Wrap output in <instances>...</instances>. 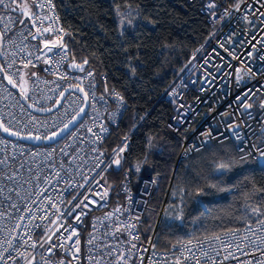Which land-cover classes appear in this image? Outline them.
I'll use <instances>...</instances> for the list:
<instances>
[{
  "label": "built area",
  "instance_id": "1",
  "mask_svg": "<svg viewBox=\"0 0 264 264\" xmlns=\"http://www.w3.org/2000/svg\"><path fill=\"white\" fill-rule=\"evenodd\" d=\"M187 1L200 3L210 34L205 46L195 51L180 70L165 96L166 101L174 104L175 111L167 127L181 138L176 165L192 156L196 149L227 140L234 143L237 152L239 148L251 152L249 158L258 163L259 152L253 145L264 149V0ZM5 2L11 5L0 6L1 62L5 75L17 85L24 77L28 84L27 99L40 109L52 107L65 89L78 86L88 96L89 111L62 140L46 145L44 137L68 124L82 107V99L70 93L56 111L37 115L21 102L0 75V120L20 135L41 137V144L33 146L8 139L0 131V254L5 258L0 264H26L25 257L18 255L17 250L30 253L28 259L34 256L32 264H258L264 261V224L260 221L159 249L158 222L163 206L155 228L144 238L141 226L157 183L145 178L137 181L131 170L123 171L118 186L121 199L112 205L110 186L104 182L106 173L116 168L114 164L108 166L114 152L108 156L104 142L110 128L117 126L126 112L123 95L112 90L108 98L98 99L94 94L97 76L93 69H70L68 50L61 59L64 52L54 55L60 49L53 48L52 52L44 49L41 41L61 35L65 41L68 35L64 33H69L58 0H51V4L48 0L34 3L27 0L35 14L32 17L35 25L16 9L12 0ZM209 4L216 7L210 8ZM37 28L42 35L37 34ZM45 28L51 31H44ZM61 28L64 33L58 31ZM249 68L255 76L246 74ZM238 76H243L239 84ZM99 80L105 83L107 76L101 74ZM246 89L255 93H249L251 99L246 101L253 105L247 110L252 113L251 118L236 100L237 96L243 98ZM115 93L123 97L122 105ZM113 114L114 120L110 119ZM101 125L108 129L106 133L100 131ZM208 132L211 138L201 135ZM93 133L104 139L97 140ZM73 230L77 235H72ZM48 236L52 237L51 241L41 247L40 242ZM217 236L219 240L215 239ZM34 241L37 246L32 248ZM52 244L57 247L49 252Z\"/></svg>",
  "mask_w": 264,
  "mask_h": 264
},
{
  "label": "trees",
  "instance_id": "2",
  "mask_svg": "<svg viewBox=\"0 0 264 264\" xmlns=\"http://www.w3.org/2000/svg\"><path fill=\"white\" fill-rule=\"evenodd\" d=\"M62 19L71 33L67 44L70 69L73 63L83 69L95 71V96L102 100L112 90L121 93L127 109L119 124L110 128L104 142L107 155H111L129 137V148L123 153L122 167L113 168L105 175L114 200L119 199L118 186L123 171L141 164L139 175L157 181L158 190L151 202L152 210L146 213L142 233L147 237L156 221L158 211L166 199L173 204L164 213L158 228L159 249H167L179 241L191 240L225 232L264 220V215L253 214L251 207L261 206L262 194L251 195L252 183L264 187V167L249 158L242 169L230 175V183H238L236 191L216 192L202 197L201 203L189 202L182 221L171 219L181 204L182 189L205 183L213 154L225 151L238 155L232 141L213 143L195 152L176 165L181 141L167 124L173 115V104L164 98L167 88L177 77L192 54L205 46L210 34L207 17L200 11L199 2L187 0H58ZM120 12L132 10V25L120 33ZM139 5V8L137 7ZM135 68V74L131 69ZM77 70V68H73ZM105 74L107 81L100 82ZM180 137V136H179ZM152 138L154 147H148ZM200 173V175H197ZM245 177H248L246 180ZM175 193V195H174ZM251 206V207H249ZM203 214V215H201ZM199 217V219H197Z\"/></svg>",
  "mask_w": 264,
  "mask_h": 264
},
{
  "label": "snow or ice",
  "instance_id": "3",
  "mask_svg": "<svg viewBox=\"0 0 264 264\" xmlns=\"http://www.w3.org/2000/svg\"><path fill=\"white\" fill-rule=\"evenodd\" d=\"M32 2L34 3L35 0H32ZM49 4H51V0H48ZM126 5L128 8H131V4H127V0H125ZM12 3L16 4V9H19L22 14L27 17L28 19L32 20V17L35 15L34 13H32L31 9L29 8L28 2L27 0H23L22 3H18L17 0H12ZM0 6H3L4 8H9L11 7L10 4H6L5 0H0ZM137 7L139 8V5H137ZM210 8H214L216 7L215 4H209ZM16 9H12V10H16ZM120 6L117 5L116 6V11H117V15L121 16V26L124 25V14L120 12ZM129 16L132 15L131 12L128 13ZM21 24L24 23L23 20L19 21ZM33 25H35V20H32ZM128 24H131L132 21L129 19L127 20ZM44 31H51L50 28H45ZM61 33H64V29H59L58 30ZM37 34L42 35L41 31L39 28H37ZM65 35H68L71 37V33H64ZM3 38V33H0V39ZM33 38L35 39L36 37L33 36ZM41 43H43L44 45V49H47V52H52L53 48H58L60 49V51L54 53V55L56 56H60L61 51L64 52V56H61V59H64L65 56L67 55V44L64 43V36H58L56 39L54 40H43L41 41ZM23 50V49H21ZM31 54V53H30ZM45 55H47V53H45ZM37 59H40V57L38 56ZM48 60H45V63H48ZM30 63V62H29ZM88 63V61L85 59L83 61V63L81 64H77V63H73L71 66L74 68H79L81 71L83 70V64ZM25 67L28 66V64L26 63L24 65ZM132 73L135 74V68L131 69ZM239 71V69L237 70ZM246 74H251V76H255L256 73H254L252 71L251 68L248 69V73ZM34 75V74H33ZM91 75V73H90ZM9 83L13 85V87H17L19 86L21 88V94L27 98V93H28V89L25 87V85L27 84V80L24 79V77H21V83L20 85H17L15 81H13L11 79V77L8 78ZM243 80V76H238L237 77V83L239 84L240 81ZM82 91V89H81ZM249 93H251L252 95H255L254 92H252L251 89H246V91L243 93V98L241 96H237L236 100L240 101L242 108L244 109V114L248 115L250 118L252 116L251 112H248L247 110L252 108L253 105L250 103H247L246 101L248 99H251V96L249 95ZM86 95V94H85ZM116 98L121 102V105L123 104V97L119 94V93H115ZM84 111L83 108L80 109V112L82 113ZM80 113H77V115H79ZM115 118V114H113L112 117H110V119L114 120ZM73 120H70L68 122V124H65L64 127L62 129H60V132H53L51 134V136H46L44 137V139H56L60 133L67 131L69 124L73 123ZM171 127V126H170ZM238 127V125H233V128ZM0 129H2L4 132L9 133L10 135H19V133L12 131L11 129H9L8 127L4 126L3 122L0 121ZM89 131H91V129H89ZM100 131L103 133H106L108 131V129L104 126L101 125L100 126ZM94 136H96L97 140H103L104 137L101 135H98L97 133H93ZM201 135H207L208 137L211 138V132L208 133H202ZM234 135L237 136V138H239V134L234 132ZM29 138H33V139H41L40 136H36V137H29ZM124 142L118 146L117 149H114V158L111 162L110 165H108L109 167H111L112 164H114L116 166V168H121L122 164L121 161L124 159L123 153H125L128 148H129V144H128V136H125L124 138ZM225 139H227V137H225ZM222 143V141H221ZM148 147H154V145L152 144V138H149L148 141ZM253 148H255V150L257 152H259V162L261 167H264V149H259L256 148L255 145H253ZM197 151H199V149H196ZM238 155H234L231 154L228 151H225L224 155L222 156H218L215 153L213 154L214 159L211 161L210 164V168L208 170L207 175L204 176L205 179V183L203 184H194L189 186L187 189H182V191L186 192V195L181 196V204L183 205V207H179L178 211H176L174 216H171V219L174 220H179L182 221L184 219V214H185V210L189 204V202H195V203H201V199L202 197H206V196H211L214 195L216 192H230L232 191L234 188L239 187L238 183H230V181L233 179V177L230 175L231 173L234 172V170L236 169H242L244 165L249 163V157L252 156L251 152H245L243 148H239L238 149ZM253 159H257V157H253ZM140 163H137L136 165V171L140 170ZM197 175H200V173H197ZM245 179L247 180L248 177H245ZM252 189L253 192L250 193H244L245 197L250 199L251 195H256V194H262L264 193V187H257L255 185V183H252ZM107 193H105L106 195ZM175 195V193H174ZM87 199V198H85ZM262 202H264V196L261 197ZM85 207H87V205H84ZM262 206H264V204H262ZM76 207H79V205H76ZM173 207H176L175 205ZM251 207V206H249ZM72 210H69V214H71ZM251 211L253 214H261L264 215V213L261 212V206H257V207H251ZM203 215V214H201ZM77 220H79V215L76 217ZM197 219H199V217H197ZM260 223L264 224V220H261ZM72 235H77V233L75 232V230H73ZM71 237H69L70 239ZM52 237L48 236L47 239L45 241L40 242V246L43 247L44 243H47L49 241H51ZM215 239L219 240L220 237L217 236L215 237ZM25 244H28V241L25 240L24 241ZM76 243L78 244L79 241L77 240ZM8 245L9 247H12V243L11 241H8ZM32 248H35L37 246V242H33L30 245ZM229 245H226L225 247H228ZM57 247V245L52 244L49 248L48 251L52 252V249ZM60 247H63V245H60ZM133 247H135L133 245ZM5 251H7V249H5ZM77 251H79V249H77ZM17 254L20 256L25 257L26 259V264H32V261L35 259L34 256L31 257V259H28L29 256H31L30 253L27 252H19L17 250ZM206 255V253H205ZM229 255H231V253H229ZM4 256L2 254H0V260H4ZM8 259H12L11 256L8 257ZM224 259H228V256H225ZM6 264V262H5ZM249 264H251V262H249ZM258 264H264V261H259Z\"/></svg>",
  "mask_w": 264,
  "mask_h": 264
},
{
  "label": "water",
  "instance_id": "4",
  "mask_svg": "<svg viewBox=\"0 0 264 264\" xmlns=\"http://www.w3.org/2000/svg\"><path fill=\"white\" fill-rule=\"evenodd\" d=\"M1 33V32H0ZM2 43H3V38L0 39V75H2V78L4 80V82L17 94V96L19 97V99L21 100V102L33 113L37 114V115H48L50 113H53L54 111H56L63 103V101L65 100V98L70 94V93H76L77 95L80 96V98L83 101V105L81 108L84 109V111L81 113L80 110L78 111V113H80L79 115H75L74 116V122L69 124L68 130L64 131L62 133H60V135L56 138V139H46L45 144L46 145H52L56 142H59L60 140H62L66 135H68L74 128H76L84 119V117L86 116V113L88 111L89 108V99L87 94L84 92V90L78 86H72L69 87L67 89H65L59 96L58 100L56 101V103L48 108V109H40L37 108L36 106H34L33 104H31L27 98H25L22 94H21V89L19 88V86L17 87H13L12 84L9 83L8 77L5 75V72L3 71L2 68ZM82 89V91H81ZM86 94V95H85ZM72 119V120H73ZM1 121V120H0ZM2 135H4L5 137H7L8 139L11 140H15V141H20L22 143L28 144V145H33V146H39L41 144V139H33V138H29V137H34V136H23V135H10L9 133L4 132L2 129H0ZM60 132V130L58 131ZM258 165L261 167L260 162H258Z\"/></svg>",
  "mask_w": 264,
  "mask_h": 264
},
{
  "label": "bare ground",
  "instance_id": "5",
  "mask_svg": "<svg viewBox=\"0 0 264 264\" xmlns=\"http://www.w3.org/2000/svg\"><path fill=\"white\" fill-rule=\"evenodd\" d=\"M168 89V88H167ZM165 99V98H164ZM171 102V101H170ZM172 103V102H171ZM173 104V103H172ZM173 114H175V111H174V104H173ZM81 109V108H80ZM88 111H89V108H88ZM88 111H87V113H88ZM86 113V114H87ZM170 132L172 133V131L170 130ZM173 134V133H172ZM174 135V134H173ZM175 136V135H174ZM176 137H178L179 139H180V141H181V138L179 137V136H176ZM228 141V140H227ZM230 141V140H229ZM214 143H217V142H214ZM221 143V142H220ZM233 143V142H232ZM213 144V143H212ZM234 144V143H233ZM211 145V144H210ZM234 148H235V145H234ZM181 149V148H180ZM235 150H236V148H235ZM180 152V151H179ZM236 152H237V150H236ZM238 153V152H237ZM179 155V154H178ZM133 177H134V179L135 180H137V181H139V180H142V179H144L145 177H142L141 175H139V173H135V172H133ZM145 179H148V178H145ZM152 180V179H151ZM155 181V180H154ZM156 183H157V181H155ZM157 185H158V183H157ZM157 190H158V188H157ZM118 194H119V199H116V200H114V198L112 197V199H111V204L112 205H114V204H116L120 199H121V194H120V192H119V190H118ZM155 196V195H154ZM153 196V197H154ZM153 199V198H152ZM152 202V201H151ZM163 206L165 207L164 208V211H163V213H162V216H161V220L158 222V218H159V215H160V211H161V209L163 208ZM166 209H167V203H166V199L164 200V202L162 203V205H161V207H160V209H159V211H158V216H157V218H156V221H155V223H154V225H153V227H152V230L150 231V233L149 234H151V232L153 231V229L155 228V226H156V224H157V222H158V226L160 225V223H161V221H162V219H163V216H164V213H165V211H166ZM152 210V208H151V204H150V209L147 211V212H149V211H151ZM146 212V213H147ZM145 216H146V214H145ZM145 216H144V219H143V223H144V220H145ZM143 223H142V226H143ZM142 226H141V232H142ZM159 228V227H158ZM142 235H143V233H142ZM144 237V236H143ZM144 238H146V237H144ZM172 246V245H171Z\"/></svg>",
  "mask_w": 264,
  "mask_h": 264
},
{
  "label": "rangeland",
  "instance_id": "6",
  "mask_svg": "<svg viewBox=\"0 0 264 264\" xmlns=\"http://www.w3.org/2000/svg\"><path fill=\"white\" fill-rule=\"evenodd\" d=\"M129 12L132 13L131 16L128 15ZM123 14H124V20H125L123 26H121V23H120L122 17L120 16V18H119V19H120V21H119V25H120V31H121L120 33H123L124 28H126L127 26L132 25V23H131V24H128V23H127V20H129L130 18H132V17L134 16L133 11L130 10V9H128L125 13L123 12ZM83 67H84V66H83ZM71 68L73 69L74 67L71 66ZM77 70H80V69L77 68ZM19 85H20V84H19ZM27 85H28V84L25 85L26 88H27ZM134 169H135V173H136V174L140 172V170H139V171H136V166L134 167ZM140 169H141V166H140ZM232 191H235V189H233ZM173 206H174L173 204H169V207L167 206V208H168V209H167V215L170 214V212L172 211L171 209L174 208ZM157 216H158V215H157ZM164 216H165V215H164ZM164 216H163V218H164Z\"/></svg>",
  "mask_w": 264,
  "mask_h": 264
},
{
  "label": "flooded vegetation",
  "instance_id": "7",
  "mask_svg": "<svg viewBox=\"0 0 264 264\" xmlns=\"http://www.w3.org/2000/svg\"><path fill=\"white\" fill-rule=\"evenodd\" d=\"M2 47H3V43H2Z\"/></svg>",
  "mask_w": 264,
  "mask_h": 264
}]
</instances>
